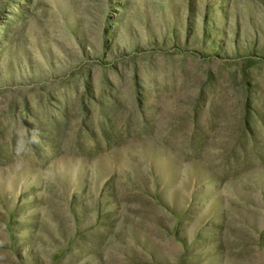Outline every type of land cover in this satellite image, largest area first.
I'll return each instance as SVG.
<instances>
[{
    "label": "rangeland",
    "instance_id": "obj_1",
    "mask_svg": "<svg viewBox=\"0 0 264 264\" xmlns=\"http://www.w3.org/2000/svg\"><path fill=\"white\" fill-rule=\"evenodd\" d=\"M0 264H264V0H0Z\"/></svg>",
    "mask_w": 264,
    "mask_h": 264
}]
</instances>
